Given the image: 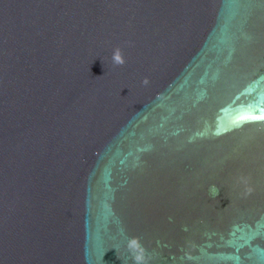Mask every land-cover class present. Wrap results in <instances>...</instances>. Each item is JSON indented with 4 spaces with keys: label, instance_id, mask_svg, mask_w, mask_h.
<instances>
[{
    "label": "water",
    "instance_id": "water-1",
    "mask_svg": "<svg viewBox=\"0 0 264 264\" xmlns=\"http://www.w3.org/2000/svg\"><path fill=\"white\" fill-rule=\"evenodd\" d=\"M0 264H264V0H0Z\"/></svg>",
    "mask_w": 264,
    "mask_h": 264
},
{
    "label": "clouds",
    "instance_id": "clouds-1",
    "mask_svg": "<svg viewBox=\"0 0 264 264\" xmlns=\"http://www.w3.org/2000/svg\"><path fill=\"white\" fill-rule=\"evenodd\" d=\"M111 59H112L113 64L117 66H122L125 63L123 52L119 47L113 50ZM144 83H147V80H145ZM137 259H141V258L137 257Z\"/></svg>",
    "mask_w": 264,
    "mask_h": 264
}]
</instances>
